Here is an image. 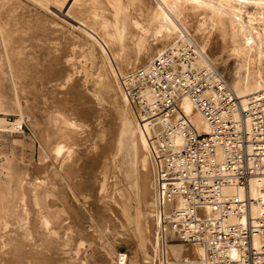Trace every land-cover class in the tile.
Masks as SVG:
<instances>
[{"label": "rangeland", "instance_id": "374dc122", "mask_svg": "<svg viewBox=\"0 0 264 264\" xmlns=\"http://www.w3.org/2000/svg\"><path fill=\"white\" fill-rule=\"evenodd\" d=\"M50 3L0 0L3 34L12 38L0 66V264H40V257L47 264H114L121 253L124 264H139L133 219L147 196L138 201L136 185L140 179L148 188L156 169L128 143L132 116L109 63L81 26L88 21ZM130 39L126 50L135 59ZM217 40L213 33L207 52L230 85L248 77L254 89L263 85L253 75L258 67L264 71V61L242 66L230 53L231 41L220 51ZM143 224V248L150 254L147 214ZM183 245L189 256L195 245Z\"/></svg>", "mask_w": 264, "mask_h": 264}, {"label": "built area", "instance_id": "2783aa9c", "mask_svg": "<svg viewBox=\"0 0 264 264\" xmlns=\"http://www.w3.org/2000/svg\"><path fill=\"white\" fill-rule=\"evenodd\" d=\"M199 55L179 41L122 78L152 129L169 242L201 245L202 264H264V182L249 188L264 175V89L242 102L216 66L195 65ZM184 97L206 130L179 110Z\"/></svg>", "mask_w": 264, "mask_h": 264}, {"label": "bare ground", "instance_id": "6f19581e", "mask_svg": "<svg viewBox=\"0 0 264 264\" xmlns=\"http://www.w3.org/2000/svg\"><path fill=\"white\" fill-rule=\"evenodd\" d=\"M47 1L63 8L64 11L68 12L67 16L72 14L77 18H82L79 21H88V23H82L81 26L83 27L84 32L95 40L96 45H98L100 51L105 57L104 60L106 59L109 63L110 70L114 72L117 89L132 116V127H130L131 138L128 140V143L129 141H133L137 150H143L141 153L142 159L147 161L149 168L152 166L156 169L152 175H149L148 188L146 187L145 189V186L140 179H138L136 185L138 201H140L143 196H147L145 209L143 210L137 205V210L134 213L133 219L135 230L138 235V249L140 253H142V258L139 261V264H200L199 259L202 264L203 248L201 245L191 243L195 246H192L191 253L187 256L184 255L185 246L182 242H169V233L164 223L167 206L163 198L164 192L162 186L157 182L156 172L157 167L159 166V161L153 152L151 144L152 129L148 126V122L142 120L138 113L134 112V105L131 104L130 101L132 100L128 95L126 88L123 86L121 79L127 72L133 71L138 66H144V62L149 57L152 58L165 48L176 45L179 41H191L196 43L200 54L195 60V65L197 67L215 66L213 57L207 52L209 39L213 33H216L218 36L216 43L220 51L224 50L227 39L231 41L232 45L229 49L230 53L240 59V65L247 66V63L249 65V62L251 63V61L261 65L262 61H264V0ZM137 5H139L138 9L135 8ZM120 21L124 23L120 24ZM3 26L1 20V67L5 65L4 59L6 58L3 59L1 50L3 47H7L12 39L7 36L8 34H3V32H5L3 30L5 26L4 28ZM9 31L11 32V30ZM121 34H123V38H125L124 40H127V42L120 41ZM145 35H148V41H144ZM177 36L180 38L175 41L174 39ZM195 36H197L198 39H196ZM130 38H134V45H132V47H136L134 53L136 52L137 55H139V57H136L135 59L131 58L130 56L132 55L127 53L126 50L128 46L131 45ZM148 45L151 46L150 49H147ZM2 52L5 53L4 50ZM13 53L15 54L16 51ZM127 55H129V58ZM17 56L18 55H16V57ZM249 68L251 69L255 67L251 65ZM108 74L109 77H111L109 72ZM253 76L256 77L258 83L262 82L263 85L254 89L249 77L247 79L245 78L246 81L244 82L240 79H236L232 85L227 82L230 89L241 99L242 102L245 101L248 94L264 89V71L258 67L254 70ZM107 88H109V86ZM179 110L191 118L196 130L204 131L207 129L205 121L202 119L199 112L194 110L188 98L184 97L181 100ZM18 125L20 124L17 123L15 127L17 128ZM66 132H68V130H66ZM126 140L125 143H127ZM176 141L177 143H180V138L177 137ZM124 162H126V164L130 163L129 159ZM130 167L131 163L128 165V168ZM152 172L150 169V174ZM261 182H264V175L256 176L250 180L249 188L251 194L256 192L257 186ZM118 191L121 190L119 189ZM125 196L127 197L126 191H124V198ZM124 213L127 214L125 207ZM144 214H147L151 218L152 224L153 240L150 254L146 253L143 248V242L145 241V233L143 232ZM2 217L3 215L0 213V219ZM15 251L16 253L13 255V258L18 259V244L15 245ZM120 255L123 259L125 258L124 253H121ZM182 255L184 256L180 258ZM179 259L181 260L179 261ZM37 261L40 264L48 263V259L42 257L38 258Z\"/></svg>", "mask_w": 264, "mask_h": 264}]
</instances>
